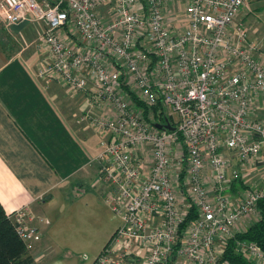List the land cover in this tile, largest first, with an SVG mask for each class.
Wrapping results in <instances>:
<instances>
[{
    "label": "built area",
    "instance_id": "built-area-1",
    "mask_svg": "<svg viewBox=\"0 0 264 264\" xmlns=\"http://www.w3.org/2000/svg\"><path fill=\"white\" fill-rule=\"evenodd\" d=\"M245 3L112 0L102 15L99 0H0L5 27L40 26L38 79L115 109L84 115L100 135L97 181L120 220L89 264H218V243L259 218L264 34L251 38L238 19ZM67 29L80 43L68 40ZM123 83L146 105L167 110L172 129L148 122ZM239 178L246 187L233 191ZM192 205L199 218L180 234ZM10 216L29 248L40 241L27 209ZM237 249L264 264L255 242L237 241Z\"/></svg>",
    "mask_w": 264,
    "mask_h": 264
},
{
    "label": "crops",
    "instance_id": "crops-1",
    "mask_svg": "<svg viewBox=\"0 0 264 264\" xmlns=\"http://www.w3.org/2000/svg\"><path fill=\"white\" fill-rule=\"evenodd\" d=\"M111 5L112 0H99L98 11L105 15ZM238 19L251 38H260L264 0H246ZM0 27L18 48L10 52L0 41V204L8 215L20 208L32 214L42 234L31 248L35 264L58 258L71 264L82 251L94 258L117 224L110 221L105 186L97 181L100 135L84 114L113 116L115 109L89 106L88 92L71 93L55 79L37 78L40 26L24 21L6 28L0 16ZM69 31L68 40L76 42ZM64 102L74 119L61 107ZM259 114L264 118L263 108ZM92 216L101 228L89 240L79 228Z\"/></svg>",
    "mask_w": 264,
    "mask_h": 264
},
{
    "label": "trees",
    "instance_id": "trees-1",
    "mask_svg": "<svg viewBox=\"0 0 264 264\" xmlns=\"http://www.w3.org/2000/svg\"><path fill=\"white\" fill-rule=\"evenodd\" d=\"M123 89L128 93L126 85H122ZM131 98L142 108L145 119L151 124H169L173 126L171 117L166 114L161 106H148L143 103L137 96L129 91ZM246 187L241 178L238 182L232 184V190ZM259 218L252 222L243 232H238L233 238L226 242L218 264H255L247 260V258L237 249V241H251L258 244L264 251V199L258 202ZM12 214V213H11ZM196 207L192 205L188 214L179 225V233L184 231L188 223L196 217ZM33 247V246H32ZM0 264H35L31 253V248L17 233L16 225L10 214H6L0 204Z\"/></svg>",
    "mask_w": 264,
    "mask_h": 264
},
{
    "label": "rangeland",
    "instance_id": "rangeland-1",
    "mask_svg": "<svg viewBox=\"0 0 264 264\" xmlns=\"http://www.w3.org/2000/svg\"><path fill=\"white\" fill-rule=\"evenodd\" d=\"M7 28V27H6ZM5 28V29H6ZM77 36V35H76ZM74 39L75 40H77L75 43H80L79 41H78V37L77 38H75L74 37ZM0 41L3 43V45L4 46H6L7 48H9V50H10V52H13V51H15L16 50V45L15 44H11L10 42V39H8L7 38V36L4 34V32H2V30H1V27H0ZM24 43V42H23ZM35 43H37V42H35ZM33 45H36V44H34L33 43ZM19 46V45H18ZM11 48H12V50H11ZM18 49V48H17ZM122 85H126V83H123ZM127 86V85H126ZM127 88H128V90L130 91V92H132L135 96H136V94H135V90H132L131 89V87H129V86H127ZM129 91H128V93H129ZM124 93L126 94V99L129 101V103L131 104V103H133L134 104V107H136L137 109H139V110H142V108H140V106H138L137 105V103L136 102H134V100L131 98V96H130V94H128L125 90H124ZM60 102H61V99H60ZM60 105H61V107L64 109V112L66 113V115L67 116H69V117H72L73 119H74V113H73V111H69L67 108H66V103L64 102V103H60ZM110 105V104H109ZM109 108H112V107H109ZM165 111V110H164ZM166 112L168 113V111L166 110ZM166 113V114H167ZM169 114V113H168ZM167 114V115H168ZM257 114L258 115H260L259 114V111H257ZM85 115V114H84ZM106 116H109L108 114H106ZM259 117H261V118H263L261 115L259 116ZM87 120L90 122V120L87 118ZM225 151V150H224ZM244 178H245V176H244ZM246 181H249L247 178L245 179V182ZM244 185H246V184H244ZM181 189L179 188V191H180ZM180 193L182 194V196H183V198L184 199H186V200H190L191 199V197L189 196V194L186 192V191H180ZM89 211V210H88ZM89 213L91 214V212L89 211ZM196 217L194 218V219H196V218H199V211L196 209ZM109 217H110V221L112 220L115 224H117L116 225V228H117V226L120 224V220H119V218L117 217V216H115L114 214H113V212L112 211H110V215H109ZM86 221H87V223H83V225L79 228L80 230H81V232H82V234L84 235V236H88L89 237V240H94V238H95V236H93L94 235V233H95V231H96V227H100L99 225V223H100V220L99 219H96L94 216H92L91 218L90 217H87V219H86ZM101 228V227H100ZM100 228H99V230H100ZM115 228V229H116ZM114 229V230H115ZM238 232V231H237ZM113 233V232H112ZM236 234V233H235ZM234 234V235H235ZM111 236V235H110ZM109 239V238H108ZM226 240V239H225ZM229 240V239H228ZM228 240L226 241V242H228ZM107 242V240L104 242V244L103 245H105V243ZM224 243H225V241L223 240L222 242H219L218 243V247L220 248V250H222V248H224ZM103 245H102V247H103ZM86 253V254H83V253ZM243 254V253H242ZM84 255H86V258H84L83 256ZM81 258H83L84 259V261H82V259ZM94 258H93V254H92V252L91 251H89V252H86V251H82L81 252V254H79V256H77L76 258H74V259H72L71 260V264H89L92 260H93ZM247 260H249V259H247ZM249 261H251V260H249ZM64 262H66V261H64V260H60L59 258L58 259H55V260H52L51 261V263L50 264H64ZM252 262V261H251ZM229 264V263H228Z\"/></svg>",
    "mask_w": 264,
    "mask_h": 264
},
{
    "label": "water",
    "instance_id": "water-1",
    "mask_svg": "<svg viewBox=\"0 0 264 264\" xmlns=\"http://www.w3.org/2000/svg\"><path fill=\"white\" fill-rule=\"evenodd\" d=\"M164 126L167 127L168 129H172V127H170L169 124H165ZM157 127L160 128V127H162V125L161 124H158Z\"/></svg>",
    "mask_w": 264,
    "mask_h": 264
}]
</instances>
